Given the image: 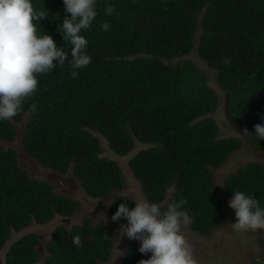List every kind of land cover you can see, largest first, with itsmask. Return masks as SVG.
<instances>
[{"label":"trees","instance_id":"1","mask_svg":"<svg viewBox=\"0 0 264 264\" xmlns=\"http://www.w3.org/2000/svg\"><path fill=\"white\" fill-rule=\"evenodd\" d=\"M97 0V16L83 32L90 64L69 73L68 61L39 74L34 95L22 102L15 117L0 121V141L18 139L28 158L58 175L72 173L87 195L109 198L108 213L121 202L115 192L124 175L118 163L101 156V139L116 155L144 144L128 160V168L150 201L184 200L190 228L205 235L225 215L213 169L242 146L240 138L219 137L211 113L218 96L206 74L187 56L193 47L216 71L226 119L249 131L254 149L264 139L253 137L264 123V0ZM46 17L38 32L50 34L66 52L71 45L58 27L66 14L62 0H33ZM107 21L111 27L101 30ZM69 56V60H70ZM225 61L229 64L225 66ZM264 164L251 161L232 171L222 191L253 194L264 206ZM77 201L54 192L50 182L32 177L21 166L13 146L0 143V250L31 224L43 225L56 215H71ZM232 213L234 214V210ZM235 215V214H234ZM117 221L126 224L125 218ZM79 236L82 247L73 244ZM115 233L91 216L81 224L58 225L48 239L42 264H100L108 259ZM261 238V237H260ZM264 238V236L262 237ZM40 237L28 232L13 241L0 264H38ZM132 245L119 264L147 259Z\"/></svg>","mask_w":264,"mask_h":264},{"label":"clouds","instance_id":"2","mask_svg":"<svg viewBox=\"0 0 264 264\" xmlns=\"http://www.w3.org/2000/svg\"><path fill=\"white\" fill-rule=\"evenodd\" d=\"M62 3L65 13L70 15H65L58 27L63 40L71 45L68 52L57 46L50 34L43 30L38 32L36 22L46 15L34 9L33 0H0V121L15 117L22 102L34 95L39 74L52 72L68 61L69 75L77 78L78 70L90 64L91 57L86 51L88 40L82 33L93 25L97 0H62ZM105 3V12L111 14L114 6L109 0ZM110 27L107 21L101 24L103 31ZM224 63L227 66L229 61ZM243 136H249L248 129H244ZM253 137L264 139V123L254 125ZM22 153L26 156L23 149ZM121 191L115 192L117 199H120L118 193ZM129 199L134 201V206L121 202L111 219L125 218L126 224L120 225V235L138 240L140 253H150L149 258L141 259L138 264H194L191 250L180 235L188 223V217L182 211L186 201L152 202L137 198L134 193H129L123 201ZM228 206L234 210L236 218L230 224L233 230H264V206L252 193L233 190ZM102 220H106L104 214ZM189 230L197 234L190 224ZM73 244L82 247L79 236L73 237Z\"/></svg>","mask_w":264,"mask_h":264},{"label":"rangeland","instance_id":"3","mask_svg":"<svg viewBox=\"0 0 264 264\" xmlns=\"http://www.w3.org/2000/svg\"><path fill=\"white\" fill-rule=\"evenodd\" d=\"M187 58L193 61L202 71H204L207 78L205 83L211 89L215 90L218 96L217 107L211 113V116L214 118L220 129L219 137H238L242 141V146L239 147L236 152L232 153L230 158L227 159V161H225L221 166L213 169L217 193L225 202V215L221 220L220 225L212 232L204 236H200L189 230L190 223L188 221L187 225L182 229L180 235L186 241L188 247L191 250L194 264H264V238H262L264 236V230L257 229L256 231L252 232L233 230L230 224L234 223L236 218L232 213L231 208L228 206L229 197L226 196L222 191L224 180L232 171L237 170L240 166L251 161H260L264 163V151L260 149H254L249 140V136H243L242 131L235 129L227 121L224 108V97L222 92L218 89L219 87L216 80V71L210 69L206 63L200 57H198L196 48L194 47ZM0 143L3 144L5 148L8 146H13L16 148L18 155L21 158V146L18 142V139L9 143L0 141ZM100 144L102 147L101 156H106L115 160L118 163L122 174L124 175V185L122 189H120L122 190L120 195L127 196L129 193H134L137 198H146L142 192L139 181L133 176L132 171L128 168L129 158L139 149L146 147V145L135 144L131 152L121 156L116 155L111 149H109L105 139L102 138ZM22 162L28 168L31 174L51 180L50 184L52 185L54 192L58 194L66 193L68 194L66 197L78 202L77 211L74 213L72 218L67 221V223L81 224L84 217L91 216L95 223L104 224L108 230L115 233V240L118 238V243L113 254L115 256H121L122 252L126 248L127 243L132 239H129L126 236L122 237L120 235L119 229L122 223L117 220L113 221L111 219L112 216L108 213L107 205L110 202L109 199L113 196V194L106 199L93 198L84 192L72 173L62 175L68 178L71 177L74 180L73 181L71 178H69L63 187V183L54 178V172L50 169L39 167L31 158H27L26 160L24 159ZM36 176L32 177L38 178ZM132 202L134 203V201ZM103 214L106 217V220H102ZM60 217V215H57L53 220L43 225L31 224L26 229H24L20 235L29 231L36 232L43 238V241L47 243L54 228L65 223V221ZM17 237L18 236L15 235V232H11L10 238L0 250V257L2 259L4 258L9 245L15 241ZM40 248H42V257L38 264H42L43 258L47 254L44 245L40 244ZM117 259L119 258L114 257L113 264Z\"/></svg>","mask_w":264,"mask_h":264},{"label":"water","instance_id":"4","mask_svg":"<svg viewBox=\"0 0 264 264\" xmlns=\"http://www.w3.org/2000/svg\"><path fill=\"white\" fill-rule=\"evenodd\" d=\"M20 156H21V166H23L24 168H26L27 169V171L30 173V175L31 176H36V175H33V174H31V172L28 170V168L23 164V162H22V160H26L28 157H26V156H24L23 155V153L21 152L20 153ZM36 177H38V176H36ZM38 178H40V179H42V180H46L47 182H50L51 180H49V179H47V178H41V177H38ZM54 178H56L58 181H61L62 183H63V187H64V185L66 184V182H67V180L69 179V178H71V177H65V176H62V175H58L56 172H54ZM72 179V178H71ZM73 180V179H72ZM71 180V181H72ZM74 181V180H73ZM66 196H68V194H66V193H64ZM77 209H78V206L76 207V209L74 210V212L71 214V215H68V216H64V217H60L61 219H63L64 221H65V223H63V224H60V225H64V226H66V227H69L70 225H72L71 223H67V221H69L71 218H72V216L74 215V213L77 211ZM27 227H25V228H23L22 230H20V231H18L17 233H15V235L16 236H18L17 237V239L21 236L20 235V233L24 230V229H26ZM29 232H31V231H29ZM28 233V232H27ZM33 233H36V232H33ZM24 234H26V233H24ZM36 234H38V233H36ZM39 235V234H38ZM39 237H40V240H39V245H38V252H39V255H40V257H39V261H40V259H41V257H42V248H40V244L41 245H44V246H46V243L43 241V238L39 235ZM16 239V240H17ZM43 262V261H42Z\"/></svg>","mask_w":264,"mask_h":264},{"label":"flooded vegetation","instance_id":"5","mask_svg":"<svg viewBox=\"0 0 264 264\" xmlns=\"http://www.w3.org/2000/svg\"><path fill=\"white\" fill-rule=\"evenodd\" d=\"M221 195H223V194H221ZM138 242H139V241L136 240V239H135V240H134V239L130 240V242L127 243L126 248H125V250L122 252L121 256H115L113 253H114L115 249L117 248L118 238H116V240H115V238H113V244H112V246L110 247L111 252H110V254H109V257H108L107 260H105V261H101L100 264H113V262H114V260H113L114 257H118V258H119V259L116 260V262H115L114 264H119V262L121 261V259L123 258V256L126 254L127 250H128L132 245H134V244H136V243H138ZM149 256H150V253H147V258H149Z\"/></svg>","mask_w":264,"mask_h":264},{"label":"bare ground","instance_id":"6","mask_svg":"<svg viewBox=\"0 0 264 264\" xmlns=\"http://www.w3.org/2000/svg\"><path fill=\"white\" fill-rule=\"evenodd\" d=\"M264 164V163H263ZM81 186V185H80ZM82 188V187H81ZM85 192V191H84ZM86 193V192H85ZM87 194V193H86ZM113 194V193H112ZM64 195V194H63ZM65 197H66V195H64ZM90 196V195H89ZM91 197H93V196H91ZM93 198H98V197H93ZM99 199H101V198H99ZM72 200V199H71ZM74 201H76V200H74ZM78 203V202H77ZM78 205V204H77ZM57 216V215H56ZM61 216V215H60ZM68 216V215H67ZM61 217H64V216H61ZM54 219V218H53ZM52 219V220H53Z\"/></svg>","mask_w":264,"mask_h":264}]
</instances>
